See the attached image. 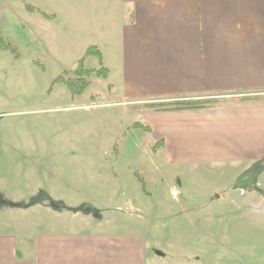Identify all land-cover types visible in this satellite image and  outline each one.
Instances as JSON below:
<instances>
[{
  "label": "rangeland",
  "instance_id": "1",
  "mask_svg": "<svg viewBox=\"0 0 264 264\" xmlns=\"http://www.w3.org/2000/svg\"><path fill=\"white\" fill-rule=\"evenodd\" d=\"M50 2L0 0V190L25 204L0 218L39 231L70 220L85 233L116 212L149 234L156 264H264V163L165 165L135 128L140 110L95 73L104 65L88 49H112L99 29H58L38 12L31 24L16 20L25 4Z\"/></svg>",
  "mask_w": 264,
  "mask_h": 264
},
{
  "label": "crops",
  "instance_id": "2",
  "mask_svg": "<svg viewBox=\"0 0 264 264\" xmlns=\"http://www.w3.org/2000/svg\"><path fill=\"white\" fill-rule=\"evenodd\" d=\"M49 6L25 4V18L16 20L31 24L38 12L42 24L58 29H99L112 46L102 54L109 95L140 110L145 124H136L148 129H137L165 165L264 163V100L251 101L264 94V0H51ZM204 100L220 105L161 109ZM11 204L0 190V212ZM112 217L98 228L89 221L85 233L72 232L70 220L39 231L0 218V264H156L149 234L116 212ZM49 221L35 225L55 224Z\"/></svg>",
  "mask_w": 264,
  "mask_h": 264
},
{
  "label": "trees",
  "instance_id": "3",
  "mask_svg": "<svg viewBox=\"0 0 264 264\" xmlns=\"http://www.w3.org/2000/svg\"><path fill=\"white\" fill-rule=\"evenodd\" d=\"M87 54H93L97 55L99 58L100 64L103 66V55L100 51H98L96 48H90L87 51ZM80 72V77H86V76H91V73L94 72L95 70H79ZM96 75L100 78H108V70L104 67H102L100 70L95 71ZM84 88V87H82ZM260 98H252L249 99L251 101L258 100ZM263 100V99H260ZM220 105L219 102L213 101V100H204V101H184V102H175L174 104H164L162 105L161 109L162 110H174V111H199V110H207L214 108L216 106ZM136 128L139 129H144L147 130V127L140 126L139 124H135Z\"/></svg>",
  "mask_w": 264,
  "mask_h": 264
}]
</instances>
